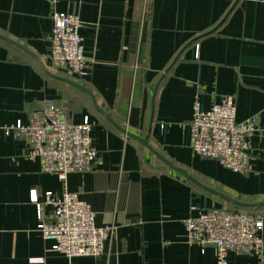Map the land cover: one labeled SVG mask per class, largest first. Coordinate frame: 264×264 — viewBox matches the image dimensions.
Here are the masks:
<instances>
[{"label": "crops", "instance_id": "crops-1", "mask_svg": "<svg viewBox=\"0 0 264 264\" xmlns=\"http://www.w3.org/2000/svg\"><path fill=\"white\" fill-rule=\"evenodd\" d=\"M76 13L89 61L76 79L51 65L49 0H0V264H216L213 245L187 240L185 219L228 202L174 171L119 125L142 137L199 182L245 201L264 200V0H61ZM225 96L236 119L257 116L247 138L250 169L233 171L196 154L191 122L199 102L208 110ZM65 105L75 124L89 118L98 160L64 179L27 157L24 136L5 127L27 124L40 100ZM36 189L45 220L54 207L46 192L78 193L98 227L114 234L98 257L68 258L38 228ZM264 213V206L257 208ZM254 212V211H253ZM264 236V230H263ZM40 258L42 261H31ZM228 264H264V256L230 251Z\"/></svg>", "mask_w": 264, "mask_h": 264}, {"label": "built area", "instance_id": "built-area-1", "mask_svg": "<svg viewBox=\"0 0 264 264\" xmlns=\"http://www.w3.org/2000/svg\"><path fill=\"white\" fill-rule=\"evenodd\" d=\"M60 1L49 0L53 23L51 65L73 78L83 79L90 68L80 34L83 21L76 13L58 10L56 6ZM258 123L257 116L237 121L232 96H225L208 110H202L196 102L191 122L192 149L202 157L218 160L233 171L247 172L250 169L247 138L257 130ZM91 129L88 117L75 124L65 105L47 98L39 101L27 124L18 122L6 126L5 133L24 136L27 157L39 160L44 172L55 173L64 179L70 172L89 170L98 160V151L91 142ZM31 192V200L38 211V228L45 239L54 240V250L68 258L103 254L105 242L113 236L115 226L98 227L94 210L78 193L65 190L57 195L46 192L45 203L54 207L53 219L47 221L36 189ZM184 223L190 244L214 246L216 264H228L230 251L259 258L264 256V213L212 207L197 217L185 219ZM31 261L42 259L33 258Z\"/></svg>", "mask_w": 264, "mask_h": 264}, {"label": "water", "instance_id": "water-1", "mask_svg": "<svg viewBox=\"0 0 264 264\" xmlns=\"http://www.w3.org/2000/svg\"><path fill=\"white\" fill-rule=\"evenodd\" d=\"M0 37L4 38L8 41H11L12 43L17 44L18 46H20L21 48H23L24 50H26L29 54H31L43 67V69L46 70V68L44 67V65L41 63L40 59L38 58V56H36V54H34L33 52H31L29 49H27L25 46L19 44L18 42H15L14 40H12L11 38L5 36L4 34L0 33ZM63 79L69 81L70 83L74 84L76 87L80 88L81 90H83L84 92H86L87 94H89V96L91 97L94 105L96 106V108L102 113L104 114L122 133H124L125 135L135 138L137 139L139 142H141L146 148H148L151 152H153L156 156H158L160 158V160L165 163L168 167H170L171 169H173L174 171L178 172L179 174L185 176L186 178L194 181L195 183H197L198 185H200L201 187H203L204 189L208 190L209 192H212L213 194L220 196L221 198L227 200L228 202L235 204L236 206L239 207H243V208H259V207H263L264 206V200L263 201H245V200H241L238 198H235L223 191L217 190L215 188H212L206 184H203L201 182H199L198 180H196L194 177H192L187 171L183 170L182 168L178 167L177 165L173 164L172 162H170V160H168L162 153H160L156 148H154L148 140V136L142 137L132 131H129L127 128L119 125L118 123H116L109 114H107L106 111H104L97 103L96 98L93 94V92L86 87L85 85H83L82 83L70 79V78H66L63 77Z\"/></svg>", "mask_w": 264, "mask_h": 264}, {"label": "trees", "instance_id": "trees-1", "mask_svg": "<svg viewBox=\"0 0 264 264\" xmlns=\"http://www.w3.org/2000/svg\"><path fill=\"white\" fill-rule=\"evenodd\" d=\"M228 210H233V211H235V210H249V211H254V212L259 211L257 208H243V207H239L236 205L233 208H228Z\"/></svg>", "mask_w": 264, "mask_h": 264}]
</instances>
